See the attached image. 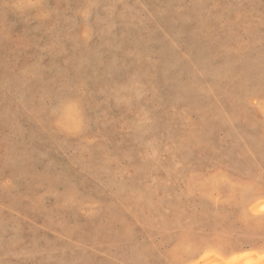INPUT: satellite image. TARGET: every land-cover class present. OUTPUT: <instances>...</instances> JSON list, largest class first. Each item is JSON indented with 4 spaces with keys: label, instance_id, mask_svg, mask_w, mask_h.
Listing matches in <instances>:
<instances>
[{
    "label": "rangeland",
    "instance_id": "374dc122",
    "mask_svg": "<svg viewBox=\"0 0 264 264\" xmlns=\"http://www.w3.org/2000/svg\"><path fill=\"white\" fill-rule=\"evenodd\" d=\"M0 264H264V0H0Z\"/></svg>",
    "mask_w": 264,
    "mask_h": 264
}]
</instances>
